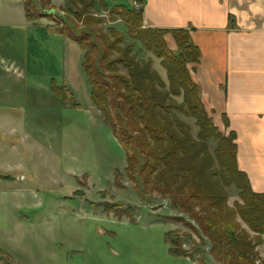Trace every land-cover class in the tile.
Returning <instances> with one entry per match:
<instances>
[{
    "label": "rangeland",
    "instance_id": "1",
    "mask_svg": "<svg viewBox=\"0 0 264 264\" xmlns=\"http://www.w3.org/2000/svg\"><path fill=\"white\" fill-rule=\"evenodd\" d=\"M67 1L51 0L57 9L52 20L60 28L67 23L74 25V18L79 16L80 6H72L69 1L67 6ZM121 3L131 5L127 0H97L89 15H80L82 20L76 30L80 35L90 33L84 27V21L90 18L99 23L95 29L102 33V38L116 39L112 34L115 31L125 39L118 48L134 45L132 56L136 55L139 61H151L153 69L168 84L162 60L130 38L127 24L120 17L111 16L113 10L125 6ZM4 33V30L0 32V56L18 61L24 58L20 48L11 50L15 43L20 47L22 40L6 38ZM93 36L98 37L95 33ZM48 50L44 44L41 47L32 43L31 69L44 70L45 62L57 63L62 51ZM117 51L111 54L112 59L119 57ZM119 73L126 71L120 67ZM0 90L19 96L28 93L24 84L16 80L0 81ZM2 98L9 104L11 97ZM61 99L56 93L47 97L25 96L24 105L17 111L18 117L29 116L27 123L15 127L16 124L6 126L0 121V248H11L21 262L28 260L25 248L31 238L17 226L25 223V217L34 219L42 204L43 217L51 222L49 231L42 230V235L69 241L71 248L78 249L81 245L86 250L87 264H216L210 256L209 241L193 231L195 228L200 232L198 224L176 210L170 198L157 193L140 195L136 184L127 177L126 153L93 101L96 109L90 107V101L82 94L79 103L84 109H75L66 102V107H62ZM177 100L181 103L183 99ZM75 101L78 104L76 97ZM21 108L26 113H21ZM178 116L191 128V135L197 141L196 121ZM223 135L229 136L224 131ZM216 148L217 143L209 141L212 155ZM226 192L229 202L236 199L241 203L240 198L234 197L239 193L235 187L227 188ZM238 222L250 232L246 224ZM171 232L177 234L173 240L180 243L182 250L190 252L192 258L167 255L171 245L165 243L166 235ZM262 249H257L261 261L264 260ZM0 264H9L1 253Z\"/></svg>",
    "mask_w": 264,
    "mask_h": 264
},
{
    "label": "trees",
    "instance_id": "2",
    "mask_svg": "<svg viewBox=\"0 0 264 264\" xmlns=\"http://www.w3.org/2000/svg\"><path fill=\"white\" fill-rule=\"evenodd\" d=\"M68 1L80 6L79 16L73 17L76 24L50 28V32L67 37L85 52L83 68L92 88V101L126 153L127 177L136 184L140 195L157 193L170 198L176 210L194 220L201 233L195 228L193 231L209 241L210 256L216 264H256L261 260L257 249H264V195L254 193L247 175L239 170L236 134L224 136L204 107L200 89L188 68L201 58L191 32L144 29L143 12L125 6L112 12V17H120L127 24L132 40L162 60L168 76L166 84L151 61L132 56L134 45L118 48L125 39L115 31L112 34L116 39L102 38L95 29L99 23L89 18L84 27L90 33L80 35L76 30L82 20L80 15H89L97 0ZM24 8L30 22L52 20L57 11L51 0H24ZM93 33L98 35L96 39ZM168 34L177 44V53L167 45ZM116 50L119 57L112 59ZM120 67L126 74L119 73ZM53 91L73 108L81 109L66 88L54 87ZM179 98L183 99L181 103ZM179 114L196 121L197 141ZM224 122L228 128V119ZM211 140L217 143L214 155L209 149ZM232 187L241 200L234 207L229 206L226 192ZM176 236L174 232L166 235L170 254L192 258L173 240Z\"/></svg>",
    "mask_w": 264,
    "mask_h": 264
},
{
    "label": "crops",
    "instance_id": "3",
    "mask_svg": "<svg viewBox=\"0 0 264 264\" xmlns=\"http://www.w3.org/2000/svg\"><path fill=\"white\" fill-rule=\"evenodd\" d=\"M127 1L131 2L130 6L121 4L143 12L144 29L191 32L201 58L198 64H190L188 68L200 89L204 107L222 133L236 134L239 170L247 175L253 192L264 195V0ZM66 3L68 6V1ZM50 28L59 26L46 18L36 22L27 20L24 0H0V32L4 30L6 38L21 39V46L15 43L11 50L20 48V55H24L19 61L0 56V81L22 82L24 90L28 91L27 95L19 96L0 90V121L6 126L27 123L29 116L18 117L17 111L24 105L25 96L54 95V87L66 88L76 97L79 106V96L84 94L90 107L96 109L83 68L85 52L67 37L51 33ZM166 42L171 51L178 52L171 34L166 36ZM32 43L36 46L39 43L41 47L44 44L50 52L60 50L62 56L56 64L45 62L44 70L31 69ZM5 96L11 97L9 104L2 98ZM61 100L62 107H66ZM21 113L26 110L21 108ZM225 118L229 121L228 128ZM234 197L239 199V193ZM236 202V199L230 201L229 205L232 207ZM37 209L34 219L25 217V223L17 226L31 238L25 248L28 260L21 262L11 248H0L8 263L87 264L86 250L81 245L76 247L78 249L71 248L69 241L55 235H42V230L49 231L51 222L43 217L42 204ZM169 249L167 255L170 257ZM261 251V255L264 254V250Z\"/></svg>",
    "mask_w": 264,
    "mask_h": 264
},
{
    "label": "built area",
    "instance_id": "4",
    "mask_svg": "<svg viewBox=\"0 0 264 264\" xmlns=\"http://www.w3.org/2000/svg\"><path fill=\"white\" fill-rule=\"evenodd\" d=\"M256 263H257V264H262V261H261L260 259H258V260L256 261Z\"/></svg>",
    "mask_w": 264,
    "mask_h": 264
}]
</instances>
